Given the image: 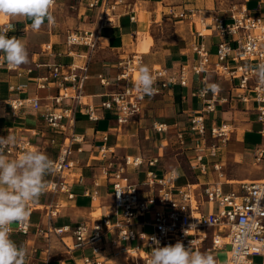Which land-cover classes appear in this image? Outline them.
Listing matches in <instances>:
<instances>
[{"label": "built area", "instance_id": "1", "mask_svg": "<svg viewBox=\"0 0 264 264\" xmlns=\"http://www.w3.org/2000/svg\"><path fill=\"white\" fill-rule=\"evenodd\" d=\"M121 2L85 0L84 6L87 10H97L101 27L115 22L114 11ZM194 11L196 10L190 9L186 13L192 15ZM262 11L264 0H257L252 11L242 4L238 8H232L224 18L210 17L208 24L205 19L200 20L201 29L197 37L207 36V28L209 32L221 37L213 54L214 60H211V53L204 42L193 44L191 52L194 57L190 62L180 63L169 70H151L154 86L157 88V92L152 96L163 95L170 85L186 88L196 75H201L200 82L206 85L219 84L217 80L208 82V73L229 78L235 81V93L232 98L241 100L246 106L252 104L255 121L259 124L258 132L264 136V87L257 83L253 73L244 70L246 64L264 62ZM183 16L184 12L177 14V17ZM9 24L12 23H0V29H6ZM97 39V29H76L65 33L66 54L77 55L81 63H53L46 66L45 74L35 78L38 89L47 88L49 85L57 89V93L48 98L46 105L42 106L37 95L20 96L19 94L26 92L28 87L27 84L21 83L9 84V97L0 99V108L7 107L6 114L11 117H16L19 111L25 108H42L45 124L48 130L52 131L50 144L56 143L57 136L61 138L56 156L52 159L56 162V170L49 175L48 187L41 196L47 198L42 209L46 226L37 228L34 232L38 238L46 240L45 247L38 256L36 250L28 251L27 264L49 263L53 257L51 236H54L68 253L75 250L89 251V254L81 253L73 258V264H104L109 258H124V264H147L151 247L154 246L151 239L153 237L162 247L174 245L177 241L187 247L192 241L194 250L211 252L217 256L219 252L224 251L226 256L223 261L220 260L222 264H256L254 257H264V177L228 183L233 185L229 190H225L221 182L189 184L174 189L166 179L158 176L157 157L143 159L141 156H118L105 144L108 134L102 136L103 144L98 148L97 160L102 165V174L111 180L110 210L89 223L78 222L60 227L52 224L63 206L58 198H74L67 177L68 172L78 164L75 154L83 152L81 145L74 148V144L83 142V136L75 133L77 114L85 115L90 121L99 119L96 107L84 101V85L88 79V67L98 46ZM78 46L84 47L85 50L77 53L74 48ZM46 51H51L49 44L42 48V52ZM140 63L141 57L136 54L128 59L123 58L122 62L118 63L120 71L116 82H121L120 89L111 93L108 99L100 104L101 109L112 111L119 131L140 114L141 102L147 96L137 91V81L133 78V72ZM2 67L9 72H15L16 76L31 72V69H10L0 55V68ZM100 84L106 86L109 81L100 76ZM202 89L193 92V95L202 101V107L190 118L188 128L189 132L200 140H203L206 134V116L215 111L217 103L226 101L220 95L221 86L218 92L209 91L206 95L201 94ZM166 128L164 124H152V129L156 132H165ZM210 136L214 140L217 139L208 147L209 155L214 157L219 146L227 141V125L220 123L211 127ZM31 147L29 141L20 140L10 145L5 154L9 159H18ZM198 150L200 154L196 159L200 162L204 158V149ZM262 153L264 152L260 153L261 156ZM143 167L144 180L133 182L130 171L139 173ZM199 168L203 170L204 164ZM214 169L218 170L217 165H214ZM139 185L145 186L146 190L140 191ZM94 196L93 193L92 199ZM31 223L29 216L23 225H13L17 229L13 233L30 234ZM57 264L68 263L59 259ZM261 264H264V260Z\"/></svg>", "mask_w": 264, "mask_h": 264}, {"label": "crops", "instance_id": "2", "mask_svg": "<svg viewBox=\"0 0 264 264\" xmlns=\"http://www.w3.org/2000/svg\"><path fill=\"white\" fill-rule=\"evenodd\" d=\"M114 11L115 22L112 25L99 27L97 10H87L84 6L85 0H55L51 9L54 23L45 25L40 31L31 29V21L22 17L8 18L15 31H9V37L20 39L26 46L29 63L19 67L22 71L31 69L30 73L16 76L15 72L0 68V99L9 97L7 87L9 84H27V91L20 96L37 95L40 103L46 105L49 97L57 93L52 85L47 88L38 89L35 78L46 73V66L53 63L75 64L81 63V59L73 54H66L64 45L65 33L69 30L91 29L98 30L97 49L88 67V79L84 85V101L96 107L99 117L97 121H90L85 115L77 114L75 133L83 136L81 144H74V148L82 146L83 152L75 154L78 160L76 167L68 172L67 180L74 194L72 200L59 197L63 206L59 209L57 217L52 224L56 227L74 225L78 222L89 223L91 214L98 209L99 215L109 211L112 205L110 193L111 180L102 174L101 163L97 160L98 148L103 144V134H108L106 146L118 156H141L143 159L158 158L156 172L158 176L166 179L174 189L185 187L189 184L223 183L224 189L229 190L233 185L242 180H257L255 172L251 168L252 153L257 147H264V138H258L259 124L253 128L251 124L244 123L240 134L234 139L227 138L225 144L219 146L216 156L208 153L211 143L217 141L210 136V128L220 123L229 124L235 120V114H254L252 104L246 106L241 100L232 98L235 93L233 86L235 81L225 77H218L213 73L206 75L208 82L218 81L222 91L221 97L225 102L216 104L215 111L206 116V134L203 140L195 137L189 132V120L202 107V101L193 95V92L204 88L205 83L200 82L201 75L192 78L188 87L170 85L163 95L146 96L141 102V112L135 116L128 125L120 131L112 111L103 110L100 104L108 96L120 89L121 82H116V76L120 69L118 63L123 58H130L135 52L144 50L150 39L153 44L147 52L141 54V65L154 68L173 69L176 65L190 62L194 57L191 52L193 44L204 42L211 53V60L217 43L221 41L215 33L209 32L204 38L197 37L201 29L200 20L209 23L210 17L217 16L216 13L208 11L205 6L208 1L202 0H121ZM250 1V0H249ZM248 1V6L253 4L249 10L255 8L257 0ZM195 9L192 15L187 10ZM184 12L183 17L177 14ZM256 13V12H253ZM264 17V11L261 12ZM132 18V19H131ZM224 18V17H223ZM1 19V18H0ZM147 34L146 41L139 43L142 35ZM49 44L51 51L42 52L43 46ZM84 47H76L74 51L80 53ZM144 52V51H143ZM3 57V54L0 53ZM4 59V58H3ZM40 65V67H37ZM100 76L106 78L109 84H100ZM66 102V101H65ZM68 103V101H67ZM6 108H0V136L6 137L9 132L20 140L29 141L33 150H39L49 155L51 159L56 156L58 145L61 141L56 137V143L50 144L52 131L48 130L43 118L42 108L33 110L25 108L19 111L16 117L6 114ZM164 124L165 132H156L152 124ZM119 131V132H118ZM261 135V134H260ZM261 137H264L261 135ZM199 148H203L204 158L199 162ZM260 153V152H259ZM12 159V158H10ZM204 169L200 170V165ZM217 165L218 170L214 169ZM254 165V164H253ZM194 166V167H193ZM144 170L137 173L130 171L131 180L139 183L144 180ZM224 181H220L221 178ZM46 177V179H48ZM139 190H146L145 186L139 185ZM93 193L95 196L92 199ZM47 202L46 197H41L35 205L43 206ZM34 206V205H33ZM99 217V216H98ZM97 217V218H98ZM31 233L20 235L13 233L11 238L18 244L24 245L27 251L36 250V255L45 247V241L35 235V229L45 228L46 218L43 212H32ZM52 246V259L48 264H57L63 259L68 264H73V258L81 253L89 251L79 250L66 252L54 236L50 237ZM54 244V246H53ZM261 261L255 262L261 264ZM255 258V257H254ZM109 258L104 264H124V258ZM117 260V261H116ZM224 260V259H223ZM221 260V261H223Z\"/></svg>", "mask_w": 264, "mask_h": 264}, {"label": "clouds", "instance_id": "3", "mask_svg": "<svg viewBox=\"0 0 264 264\" xmlns=\"http://www.w3.org/2000/svg\"><path fill=\"white\" fill-rule=\"evenodd\" d=\"M54 3L55 0H0V16L22 17L31 21L33 31H40L45 21L49 25L54 23L51 12ZM9 31H15L14 25L0 29V53L7 66L15 69L29 63V55L20 39L7 35ZM244 70L253 73L257 83L264 87V62L246 64ZM154 85L149 67L141 65L138 68L137 91L152 96L157 92ZM219 90V84L211 83L201 90V94ZM16 143L17 137L11 132L6 137L0 136V264H27V248L11 238L17 230L13 225L20 226L27 222L29 203L39 201L48 187L46 177L56 170V162L39 150H26L18 159H9L6 150ZM151 239L154 246L151 247L147 264H222L217 255L194 250L192 241L187 247L181 241L162 247L154 237Z\"/></svg>", "mask_w": 264, "mask_h": 264}, {"label": "rangeland", "instance_id": "4", "mask_svg": "<svg viewBox=\"0 0 264 264\" xmlns=\"http://www.w3.org/2000/svg\"><path fill=\"white\" fill-rule=\"evenodd\" d=\"M206 1H208V3L205 5V6H207L206 9H208V11H212L213 13H216V15L219 17H226V16H228L229 11L232 8H238L239 5H242V4H245L247 7L249 0L247 2H245V0H202L201 2H206ZM252 6H253V4L249 5L248 7L251 8ZM0 18H1L0 23L8 20V18L6 16H0ZM141 35L142 36L140 38H138L139 43L146 41L148 38L147 34L146 35L141 34ZM152 44H153V41H152V39H150V44H148V46H146L144 50H141L142 52H139V53L135 52L134 54L141 56V54L147 52V50L149 49V47ZM138 68H139V66H136V70L133 72V78L136 81H137V77H138ZM154 68H157V67H154ZM254 119H255V116L251 113H249L248 116L247 115L242 116V114L236 113L235 114V120L232 123L227 124L228 138L230 140L236 138L235 136H238L240 134L242 128L245 126L244 123L251 124ZM257 124L258 123L253 122L252 123L253 128H257L258 127ZM257 136H258V138H264V137H261L260 134H257ZM30 150H33L32 147L30 148ZM259 152L260 153L264 152V147H257L252 153L251 168L255 172V177H254L255 179H260V178L264 177V153H262V156H261L259 154ZM224 180L225 179L223 177L220 179V181H224ZM62 203L64 204V202H62ZM42 209H43V206H40V205H35L33 203L29 205V210H31L32 212H34V211L42 212ZM99 214H100L99 211L95 212L94 214L92 213L91 214V220L92 221L97 220V217L99 216ZM53 246H54V244H53ZM87 254H89V253L87 252ZM225 256L226 255H225L224 251L219 252V254H218V258L220 260H223L225 258ZM118 260H120V259L118 258ZM253 260L255 262H259V261H261V258L255 257V258H253Z\"/></svg>", "mask_w": 264, "mask_h": 264}, {"label": "bare ground", "instance_id": "5", "mask_svg": "<svg viewBox=\"0 0 264 264\" xmlns=\"http://www.w3.org/2000/svg\"><path fill=\"white\" fill-rule=\"evenodd\" d=\"M260 154V153H259ZM99 211L98 209L96 210V212ZM100 212V211H99Z\"/></svg>", "mask_w": 264, "mask_h": 264}]
</instances>
